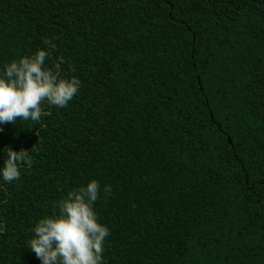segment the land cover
I'll return each mask as SVG.
<instances>
[{
	"label": "trees",
	"instance_id": "1",
	"mask_svg": "<svg viewBox=\"0 0 264 264\" xmlns=\"http://www.w3.org/2000/svg\"><path fill=\"white\" fill-rule=\"evenodd\" d=\"M38 48L81 84L0 126V264L90 179L104 264H264V0H0V71Z\"/></svg>",
	"mask_w": 264,
	"mask_h": 264
},
{
	"label": "clouds",
	"instance_id": "2",
	"mask_svg": "<svg viewBox=\"0 0 264 264\" xmlns=\"http://www.w3.org/2000/svg\"><path fill=\"white\" fill-rule=\"evenodd\" d=\"M47 49L21 56L3 64L0 71V126L15 124L17 120L38 122L44 114L45 104L65 108L77 94L80 80L59 75V63L45 66L49 58ZM4 131L0 127V133ZM0 181L11 183L20 179V169L30 167L32 158L28 150L14 151L11 146L0 149ZM105 196L111 187L101 188L90 179L86 184L73 188L56 204L52 215L37 220L30 229L25 248L35 254L39 264H104L103 252L109 228L98 222L94 205L100 192ZM3 225H0L2 228Z\"/></svg>",
	"mask_w": 264,
	"mask_h": 264
}]
</instances>
